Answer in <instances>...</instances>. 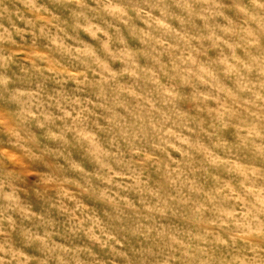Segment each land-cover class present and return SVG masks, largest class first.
<instances>
[{"label": "clouds", "instance_id": "clouds-1", "mask_svg": "<svg viewBox=\"0 0 264 264\" xmlns=\"http://www.w3.org/2000/svg\"><path fill=\"white\" fill-rule=\"evenodd\" d=\"M0 264H264V0H0Z\"/></svg>", "mask_w": 264, "mask_h": 264}]
</instances>
